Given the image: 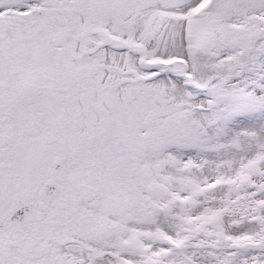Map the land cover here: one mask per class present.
Returning <instances> with one entry per match:
<instances>
[{"label": "snow or ice", "instance_id": "obj_1", "mask_svg": "<svg viewBox=\"0 0 264 264\" xmlns=\"http://www.w3.org/2000/svg\"><path fill=\"white\" fill-rule=\"evenodd\" d=\"M0 264H264V0H0Z\"/></svg>", "mask_w": 264, "mask_h": 264}]
</instances>
